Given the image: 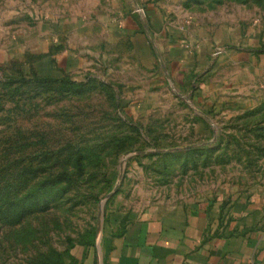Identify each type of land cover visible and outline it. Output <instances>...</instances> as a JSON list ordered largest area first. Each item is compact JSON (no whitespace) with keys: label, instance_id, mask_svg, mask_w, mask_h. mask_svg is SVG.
<instances>
[{"label":"rangeland","instance_id":"rangeland-1","mask_svg":"<svg viewBox=\"0 0 264 264\" xmlns=\"http://www.w3.org/2000/svg\"><path fill=\"white\" fill-rule=\"evenodd\" d=\"M0 177L42 208L0 227V264L264 199V0H0Z\"/></svg>","mask_w":264,"mask_h":264},{"label":"crops","instance_id":"crops-1","mask_svg":"<svg viewBox=\"0 0 264 264\" xmlns=\"http://www.w3.org/2000/svg\"><path fill=\"white\" fill-rule=\"evenodd\" d=\"M72 256L73 264H264V199L117 220L99 248Z\"/></svg>","mask_w":264,"mask_h":264},{"label":"trees","instance_id":"trees-1","mask_svg":"<svg viewBox=\"0 0 264 264\" xmlns=\"http://www.w3.org/2000/svg\"><path fill=\"white\" fill-rule=\"evenodd\" d=\"M21 81L28 82L25 79H21ZM35 81L49 83V81H54V80L36 79ZM24 173H22L21 175V177L23 178H25ZM35 187H37V189H40V191H42L44 194L52 193L54 190L51 189H57V193L59 192L57 186L55 185H52L51 188H46V186H40V185H37ZM26 188L27 185L25 184V181H23L21 185L15 187L12 184V182H9V178L0 177V227L1 228L15 227L19 225L27 216H30L35 212H40V211H35L36 209L42 210V208L39 207L38 203L32 205L33 210L31 211L26 210V208H24L23 206L18 205L19 203L17 202V198L20 195L19 193L21 191H24ZM67 191L68 190H66V192ZM38 194L39 193L37 192V195ZM56 264H60V263H56Z\"/></svg>","mask_w":264,"mask_h":264},{"label":"water","instance_id":"water-1","mask_svg":"<svg viewBox=\"0 0 264 264\" xmlns=\"http://www.w3.org/2000/svg\"><path fill=\"white\" fill-rule=\"evenodd\" d=\"M162 70H163V74H164L167 82L171 84L172 81H171V79H170V77H169V75H168V73H167V71H166V69H165V67L163 65H162ZM123 166H124V163L122 162L121 167H120V172L121 173L123 172ZM117 187H118V185L115 186L114 190L111 192V194L108 195V197L112 196L116 192ZM102 206H103V202L101 203L100 209H99V219H100V221H101L102 216H103Z\"/></svg>","mask_w":264,"mask_h":264},{"label":"built area","instance_id":"built-area-1","mask_svg":"<svg viewBox=\"0 0 264 264\" xmlns=\"http://www.w3.org/2000/svg\"><path fill=\"white\" fill-rule=\"evenodd\" d=\"M138 11H139V12H141V10H140V9H139ZM219 53H220V52H218V53H217V55H218Z\"/></svg>","mask_w":264,"mask_h":264}]
</instances>
